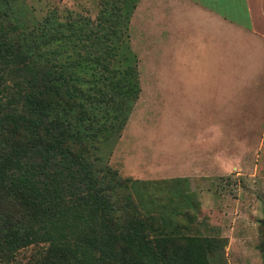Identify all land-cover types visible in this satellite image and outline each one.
<instances>
[{
	"label": "trees",
	"instance_id": "obj_1",
	"mask_svg": "<svg viewBox=\"0 0 264 264\" xmlns=\"http://www.w3.org/2000/svg\"><path fill=\"white\" fill-rule=\"evenodd\" d=\"M137 1L115 0L94 29L53 11L28 22L0 0V264L29 246L25 264H211L214 239L119 214L125 185L100 153L138 99Z\"/></svg>",
	"mask_w": 264,
	"mask_h": 264
},
{
	"label": "rangeland",
	"instance_id": "obj_2",
	"mask_svg": "<svg viewBox=\"0 0 264 264\" xmlns=\"http://www.w3.org/2000/svg\"><path fill=\"white\" fill-rule=\"evenodd\" d=\"M114 1L14 0V9L28 22L53 11L57 23L89 20L88 26L92 22L96 29L97 22L108 24L102 16L112 17ZM131 16L129 43L136 41L132 52L141 77L138 99L120 132L99 144L102 157L125 185L115 197L119 214L129 204L126 213L150 219L160 234L214 239L211 264H264L262 49L237 41L227 70L187 56L191 63L176 72L179 53L173 72L193 73L196 79L157 83L148 72L143 44L132 34L141 28ZM174 73L169 78L176 79ZM161 85L172 88L161 92ZM33 248L21 249L12 263L25 264Z\"/></svg>",
	"mask_w": 264,
	"mask_h": 264
},
{
	"label": "crops",
	"instance_id": "obj_3",
	"mask_svg": "<svg viewBox=\"0 0 264 264\" xmlns=\"http://www.w3.org/2000/svg\"><path fill=\"white\" fill-rule=\"evenodd\" d=\"M132 19L141 28L132 34L138 35L139 44H143L140 48L144 49L146 66L154 82L196 79L193 73L173 72L172 65L178 62L179 53L182 62L176 72L185 69L180 65L191 63L188 57L196 58L195 63L203 59L220 68L224 65L227 70L229 56L230 66L233 64L237 41L247 40L257 49L260 47V65L264 63V0H138ZM129 35L131 38V24ZM131 42L136 41H130L132 48ZM168 73L177 74V78H169ZM216 78L210 76L212 80ZM170 88L161 85L160 89L162 92Z\"/></svg>",
	"mask_w": 264,
	"mask_h": 264
}]
</instances>
